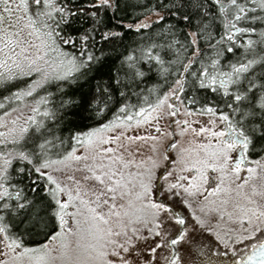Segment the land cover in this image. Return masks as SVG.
Wrapping results in <instances>:
<instances>
[{"label": "snow or ice", "instance_id": "snow-or-ice-1", "mask_svg": "<svg viewBox=\"0 0 264 264\" xmlns=\"http://www.w3.org/2000/svg\"><path fill=\"white\" fill-rule=\"evenodd\" d=\"M0 264H264V0H0Z\"/></svg>", "mask_w": 264, "mask_h": 264}]
</instances>
